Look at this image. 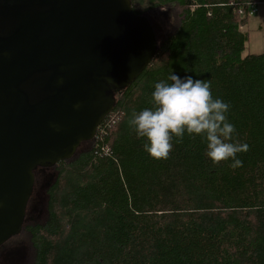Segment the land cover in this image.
Listing matches in <instances>:
<instances>
[{
	"label": "trees",
	"instance_id": "obj_1",
	"mask_svg": "<svg viewBox=\"0 0 264 264\" xmlns=\"http://www.w3.org/2000/svg\"><path fill=\"white\" fill-rule=\"evenodd\" d=\"M130 1L148 18L157 54L113 90L98 139L35 170L23 230L10 239L24 240L20 264H264V50L245 53L251 6L264 0ZM172 72L209 80L229 103L232 142L249 146L237 154L242 166L213 163L206 141L188 134L167 159L144 151L128 120L152 107L154 84Z\"/></svg>",
	"mask_w": 264,
	"mask_h": 264
},
{
	"label": "water",
	"instance_id": "obj_2",
	"mask_svg": "<svg viewBox=\"0 0 264 264\" xmlns=\"http://www.w3.org/2000/svg\"><path fill=\"white\" fill-rule=\"evenodd\" d=\"M157 47L130 0H0V247L23 230L35 170L95 137Z\"/></svg>",
	"mask_w": 264,
	"mask_h": 264
},
{
	"label": "clouds",
	"instance_id": "obj_3",
	"mask_svg": "<svg viewBox=\"0 0 264 264\" xmlns=\"http://www.w3.org/2000/svg\"><path fill=\"white\" fill-rule=\"evenodd\" d=\"M151 96L152 107L133 112L128 124L152 158L167 159L174 138L188 134L206 141V155L213 163L231 160L233 168L242 166L237 154L249 146L232 142L236 128L227 117L230 105L213 97L209 80L172 72L154 84Z\"/></svg>",
	"mask_w": 264,
	"mask_h": 264
},
{
	"label": "rangeland",
	"instance_id": "obj_4",
	"mask_svg": "<svg viewBox=\"0 0 264 264\" xmlns=\"http://www.w3.org/2000/svg\"><path fill=\"white\" fill-rule=\"evenodd\" d=\"M251 7L253 8L251 12L253 18L248 27L251 33V42L245 51L248 54L260 53L264 50V5L259 6L256 4L255 8ZM49 182L50 178L46 176L43 185L40 187L47 185ZM37 211V206L35 204L32 205L29 218L33 219L38 214ZM21 241L9 240L0 247V264H20L24 260L27 250L25 244Z\"/></svg>",
	"mask_w": 264,
	"mask_h": 264
},
{
	"label": "built area",
	"instance_id": "obj_5",
	"mask_svg": "<svg viewBox=\"0 0 264 264\" xmlns=\"http://www.w3.org/2000/svg\"><path fill=\"white\" fill-rule=\"evenodd\" d=\"M253 7L255 8V5H253ZM240 12L242 13V11H240ZM103 131L104 130H103L102 126L99 125L98 130H97L96 135H95L96 139H98L100 137V135L103 134ZM106 151L108 152V150H106Z\"/></svg>",
	"mask_w": 264,
	"mask_h": 264
},
{
	"label": "flooded vegetation",
	"instance_id": "obj_6",
	"mask_svg": "<svg viewBox=\"0 0 264 264\" xmlns=\"http://www.w3.org/2000/svg\"><path fill=\"white\" fill-rule=\"evenodd\" d=\"M29 204H30V201H29ZM29 204H28V207H27V213H28V210H29ZM16 240V239H15ZM4 253V252H3ZM2 253V254H3ZM2 259H3V257H2Z\"/></svg>",
	"mask_w": 264,
	"mask_h": 264
}]
</instances>
